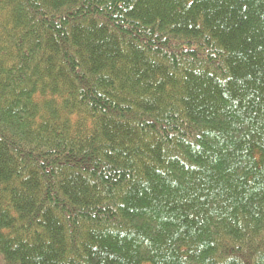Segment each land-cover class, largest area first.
Masks as SVG:
<instances>
[{"label":"trees","instance_id":"obj_1","mask_svg":"<svg viewBox=\"0 0 264 264\" xmlns=\"http://www.w3.org/2000/svg\"><path fill=\"white\" fill-rule=\"evenodd\" d=\"M4 264H264V0H0Z\"/></svg>","mask_w":264,"mask_h":264},{"label":"rangeland","instance_id":"obj_2","mask_svg":"<svg viewBox=\"0 0 264 264\" xmlns=\"http://www.w3.org/2000/svg\"><path fill=\"white\" fill-rule=\"evenodd\" d=\"M4 258H3V256L0 254V264H4Z\"/></svg>","mask_w":264,"mask_h":264}]
</instances>
